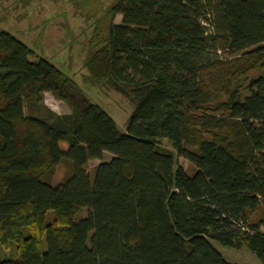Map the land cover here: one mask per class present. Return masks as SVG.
Masks as SVG:
<instances>
[{
  "label": "trees",
  "instance_id": "1",
  "mask_svg": "<svg viewBox=\"0 0 264 264\" xmlns=\"http://www.w3.org/2000/svg\"><path fill=\"white\" fill-rule=\"evenodd\" d=\"M104 16L84 69L133 104L124 133L0 32V264H231L212 242L264 264V0H119Z\"/></svg>",
  "mask_w": 264,
  "mask_h": 264
},
{
  "label": "rangeland",
  "instance_id": "2",
  "mask_svg": "<svg viewBox=\"0 0 264 264\" xmlns=\"http://www.w3.org/2000/svg\"><path fill=\"white\" fill-rule=\"evenodd\" d=\"M119 0H0V32L4 31L26 44L35 55L42 57L71 78L79 90L101 108L115 123L118 130L125 132L127 121L133 111V104L109 89H100L86 78L84 62L89 55L87 40L91 33L100 28L106 11ZM116 15L114 23L119 24ZM220 58L223 55L219 53ZM45 105L58 115L70 113L67 105L55 100L50 94L43 96ZM158 146L173 153L166 140H159ZM104 154L102 161L111 159ZM100 161L88 162L92 174ZM178 166L192 172L189 163L176 157ZM65 174L63 165L56 168L52 181L57 186ZM83 212L81 216H85ZM50 214H48V219ZM264 232V228H261ZM213 247L224 260L231 264H262L246 248L233 249L212 242ZM4 258L8 256L3 253Z\"/></svg>",
  "mask_w": 264,
  "mask_h": 264
}]
</instances>
